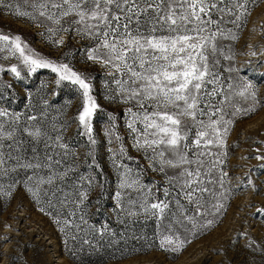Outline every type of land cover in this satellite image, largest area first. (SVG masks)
Listing matches in <instances>:
<instances>
[{
	"label": "snow or ice",
	"instance_id": "obj_1",
	"mask_svg": "<svg viewBox=\"0 0 264 264\" xmlns=\"http://www.w3.org/2000/svg\"><path fill=\"white\" fill-rule=\"evenodd\" d=\"M256 2L0 0V12L46 24L57 47L65 43L55 38L62 33H75L89 42L83 48L84 61L105 69V98L124 106V126L133 141L131 147L164 177L163 183L145 184L141 172L124 163L132 157L126 156L124 137L113 132L116 115L107 113L112 127L105 132L109 144H116L109 152L119 179L114 195L118 215L123 218L118 222L127 231L151 221L154 234L148 247H153L158 237L161 250L179 254L224 207L228 173L219 167L220 150L233 118L254 113L258 103L252 85L240 79V69L231 63L235 57L231 42L238 40L247 23L248 5L255 6ZM21 3L31 11L22 10ZM225 40L230 43L225 45ZM4 53L0 59L15 57L19 64H0V73H11L16 80L25 81L38 69H50L56 74L57 87L67 81L82 97L81 108L71 121L53 122L46 97L38 111L23 115L0 108V180L9 182L4 195L10 197L17 185L24 187L42 212L64 217L61 231L68 229L66 234L79 241L81 248L87 245L95 250L107 239L108 246L125 240V246L117 249L121 256L142 251L143 245L129 248L127 239L147 241V235L133 232L128 237L107 223L97 228L86 219L85 201L97 177L80 172L78 153L66 132L72 123L77 124V136L86 137L88 142L86 158L92 163L87 166L98 167L91 150L98 143L93 118L103 109L92 94V77L67 62H55L34 52L20 35L0 33V54ZM251 55L255 56V51ZM222 59L230 62L226 69ZM222 69L229 75L224 76ZM22 70H26L24 75ZM236 97L251 99L253 105L240 106ZM255 159L264 160V156ZM257 211L264 217V208ZM209 216L213 219H207ZM90 235L93 239L88 238ZM96 236L99 241H95ZM254 244L250 240L248 247Z\"/></svg>",
	"mask_w": 264,
	"mask_h": 264
},
{
	"label": "rangeland",
	"instance_id": "obj_2",
	"mask_svg": "<svg viewBox=\"0 0 264 264\" xmlns=\"http://www.w3.org/2000/svg\"><path fill=\"white\" fill-rule=\"evenodd\" d=\"M248 7L251 11L247 23L238 40L231 42L235 53L231 63L240 69V79L252 85L258 103L254 113L237 114L233 118L224 138L225 145L220 150L219 167L228 173L225 183L228 192L227 198L222 201L223 209L215 215L211 225L201 229L202 236L194 239L172 261H168L161 250L123 261L96 264H264V217L257 211L264 208V160L255 159L258 155L264 156V0H257L255 6L249 4ZM21 8L31 11L22 3ZM0 33L20 35L23 43L34 52L55 62H67L75 70L92 77V94L103 109L93 118V134L98 143L91 150L96 165L115 168L109 148H115L116 144H109L110 137L105 132L112 127L107 116L111 112L117 117L113 132L124 137L126 156L132 157L131 160L125 159L124 163L135 171L145 170L148 177L140 175L145 184L164 182V177L149 167L150 161L131 147L133 141L124 126L127 119L122 112L124 106L105 98V69L98 64L85 63L83 48L88 41L75 33H62L55 38H62L65 43L57 47L49 38L46 24L26 17L17 18L7 11L0 12ZM223 43L228 45L230 42L225 40ZM253 51L255 56L251 55ZM11 63L19 64L15 57L8 61L0 59V64L5 67ZM221 64L226 69L230 62L222 59ZM25 72L22 70V75ZM223 75L228 76L229 73L223 71ZM55 79L56 74L50 69H38L25 81L16 80L11 73H0V91L3 92L0 108L23 115L38 111L46 97L50 105L48 115L53 122L73 120L81 108L82 97L76 87L67 81L57 87ZM7 84L12 87L4 88ZM235 99L240 106L253 105L251 99ZM76 130L77 124L72 123L66 136L78 153L79 168L88 167L92 159L86 158L89 151L87 138L77 136ZM8 183L7 179L0 180V185H3L0 188V264H92L68 262L62 254L63 240L57 219L53 221L42 212L41 205L20 185L12 190L10 197L4 195ZM118 184L117 177L116 191ZM250 240L255 241L252 247H248Z\"/></svg>",
	"mask_w": 264,
	"mask_h": 264
},
{
	"label": "trees",
	"instance_id": "obj_3",
	"mask_svg": "<svg viewBox=\"0 0 264 264\" xmlns=\"http://www.w3.org/2000/svg\"><path fill=\"white\" fill-rule=\"evenodd\" d=\"M80 172L85 176H96L97 183H95L90 190H88L87 200L85 204L87 207L85 208L86 219L89 224H94L97 228L101 227L105 223L108 224L109 228L115 230L118 234L125 233L126 236L131 237L133 232L136 235H140L141 233L147 235L148 240H134L127 239V246L129 248H141L143 245V250L140 252H132V253H124L123 256L117 251V249L123 248L125 246V240H120L119 244L115 246H108L107 239L104 241H100L97 244L95 250L89 248L87 245L81 248L79 241H72L70 238V234H66L69 232L68 229L65 231H61V227H63V219L64 217L54 218L49 215L51 220L59 219L61 222L59 223V232L60 237L63 242L61 244L62 254L68 262H78V263H100V262H117L123 261L130 258H135L138 256H143L149 254L154 251H161L158 247L159 238L157 237L154 241L153 247H148L149 242H153V234H154V225L151 221L148 222L146 226L142 224H136L127 229L124 224L119 223V219L123 218V215H118V207L115 199V179L118 177L116 168H108L104 166H98L94 168L89 167H80ZM143 177H148V174L145 170L141 171ZM202 234L200 233L196 238H200ZM89 239H93L90 235ZM119 239V235L117 236ZM193 239V240H194ZM99 236L95 237V241H99ZM187 246V245H186ZM166 255V259L168 261L174 260L178 254L174 255L170 252L163 251ZM113 254H115V258H113Z\"/></svg>",
	"mask_w": 264,
	"mask_h": 264
}]
</instances>
